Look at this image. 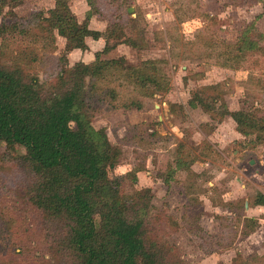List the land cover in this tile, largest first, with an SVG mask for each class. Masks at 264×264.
Instances as JSON below:
<instances>
[{
  "label": "trees",
  "instance_id": "trees-1",
  "mask_svg": "<svg viewBox=\"0 0 264 264\" xmlns=\"http://www.w3.org/2000/svg\"><path fill=\"white\" fill-rule=\"evenodd\" d=\"M23 1L0 0V14L9 7L15 15L14 9ZM87 1L90 8L83 21L68 0H56L46 12L32 11L25 18L0 24V141L9 147L0 153V264H181L171 254L172 248L160 243L154 228L148 227L151 197L148 192L141 198L133 181L144 167L135 165L127 171L126 185L120 176L110 177L124 154L105 128L93 124L107 97H116V89L100 86L99 80L113 81L126 73L120 57L105 59L101 52L114 46L108 43L111 38L138 47L133 39L124 38L126 27L136 21L117 0ZM260 2L264 9V0H233L235 6ZM261 14L239 30L236 40L224 41L227 48L218 54L225 57L221 65L234 66L231 63L262 49L264 32L255 24ZM94 15L110 18L106 30L89 27ZM56 35L66 39L59 56L53 55ZM88 36L103 38L104 49L96 52L92 62L70 66L68 53L88 49ZM30 42L41 47L30 45L27 50ZM255 82L264 92L263 84ZM131 83L145 96L165 93L170 87L154 59L143 62ZM213 93L197 91L193 99L213 119L230 115L254 135V143L264 142V106L251 92L245 91L236 110ZM129 106L142 108L143 102L131 100ZM183 143L175 151L167 184L179 169L191 170L198 160L191 150L181 151ZM17 145L25 152H10ZM7 163L24 174L15 189L8 188L10 182L2 176L9 172L3 173ZM253 203L264 205V193L259 192ZM258 223L256 218L244 217V232L249 234Z\"/></svg>",
  "mask_w": 264,
  "mask_h": 264
},
{
  "label": "rangeland",
  "instance_id": "rangeland-1",
  "mask_svg": "<svg viewBox=\"0 0 264 264\" xmlns=\"http://www.w3.org/2000/svg\"><path fill=\"white\" fill-rule=\"evenodd\" d=\"M55 1L24 0L14 9L15 15L5 7L0 24L25 18L32 11L46 12ZM68 2L78 20L83 21L90 8L88 1ZM118 3L128 9L133 7L132 12L127 10L136 25L130 22L124 38L139 45L117 44L119 39L111 38L108 43L114 46L101 52L105 59L120 57L126 67L125 76L98 82L102 87L116 89V97H107L93 123L105 128L111 142L124 154L110 177L118 175L126 185L124 174L135 165L144 167L133 181L141 198L148 192L151 197L148 227L154 228L160 243L162 240L172 248L171 254L181 264H264V205L253 203L259 192L264 193V142L254 143V135L239 127L230 115L213 119L193 99L197 91H213V97L222 96L228 107L236 110L240 97L249 91L258 105L264 106L263 89L255 82L259 80L264 86V43L262 49L247 54L239 63H231L236 68L221 65L225 57L218 55L227 48L228 42L224 41L236 40L240 29L258 14H264L262 3L235 6L233 0H117ZM109 19L94 15L89 27L106 30ZM255 24L264 32V15L258 16ZM87 42L91 45L89 52L68 53L70 66L78 61L92 62L106 43L91 36ZM30 45L41 47L30 42L27 50ZM65 46L66 39L56 35L53 55H61ZM152 59L169 79L170 87L165 93L145 96L131 80L138 77L143 62ZM39 76H43L42 71ZM135 99L143 102L142 108L126 107ZM180 142H184L181 151L191 150L198 160L191 165L192 171L179 169L167 184L166 176L175 166ZM204 142L212 146L208 148ZM7 148L0 141V153ZM10 152L24 153L25 149L17 145ZM1 165L0 162V168ZM6 171L9 172L2 176L10 182L7 187H19L24 174L8 163L3 173ZM247 216L259 222L249 234L242 227Z\"/></svg>",
  "mask_w": 264,
  "mask_h": 264
},
{
  "label": "crops",
  "instance_id": "crops-1",
  "mask_svg": "<svg viewBox=\"0 0 264 264\" xmlns=\"http://www.w3.org/2000/svg\"><path fill=\"white\" fill-rule=\"evenodd\" d=\"M99 30H101V28L99 29ZM90 37V36H89ZM88 38V37H87ZM87 38H86V41H87ZM93 40H96V41H99V42H101L102 40H104L103 38H99V39H93ZM88 43V46H89V48L88 49H86L85 50V53L86 52H89V50L91 49V45H90V43L89 42H87ZM74 50H76V51H79L80 49H74ZM99 51V50H98ZM84 52V51H83ZM248 203V202H247ZM256 205H260V204H256ZM245 206H246V204H245ZM249 217V216H248Z\"/></svg>",
  "mask_w": 264,
  "mask_h": 264
},
{
  "label": "water",
  "instance_id": "water-1",
  "mask_svg": "<svg viewBox=\"0 0 264 264\" xmlns=\"http://www.w3.org/2000/svg\"><path fill=\"white\" fill-rule=\"evenodd\" d=\"M130 12H132L133 11V7H129V9H128ZM248 205V203L246 202V206Z\"/></svg>",
  "mask_w": 264,
  "mask_h": 264
}]
</instances>
